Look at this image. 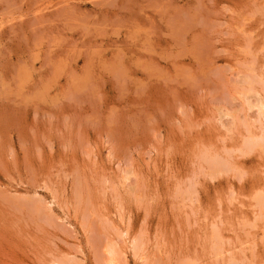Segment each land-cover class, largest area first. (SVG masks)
Wrapping results in <instances>:
<instances>
[{
	"label": "rangeland",
	"instance_id": "obj_1",
	"mask_svg": "<svg viewBox=\"0 0 264 264\" xmlns=\"http://www.w3.org/2000/svg\"><path fill=\"white\" fill-rule=\"evenodd\" d=\"M260 80L264 0H0V264H264Z\"/></svg>",
	"mask_w": 264,
	"mask_h": 264
},
{
	"label": "bare ground",
	"instance_id": "obj_2",
	"mask_svg": "<svg viewBox=\"0 0 264 264\" xmlns=\"http://www.w3.org/2000/svg\"><path fill=\"white\" fill-rule=\"evenodd\" d=\"M250 76H251V75H250ZM260 81H261V80H260ZM261 82H264V80L261 81ZM245 83H246V82H245ZM247 83H248V82H247ZM249 83H250V82H249ZM263 85H264V83H263ZM249 90H250V89H249ZM260 90H261V89H260ZM255 92H256V91H255ZM261 97H262V96H261ZM261 99H264V98H261ZM251 102H252V101H251ZM256 102H257V101H256ZM247 105H248V104H247ZM257 109H258V107H257ZM259 110H261L262 112H264V101H262V100L259 101V109H258V111H259ZM257 113H258V112H257ZM259 114H261V112H259ZM248 117H249V116H248ZM261 117H262V116H261ZM251 118H252V117H251ZM261 121H262V120H261ZM244 124H245V123H244ZM263 125H264V124H263ZM243 126H244V125H243ZM262 130H263V129H262ZM263 132H264V130H263ZM260 135H261V134H260ZM252 136H253V135H252ZM257 136H258V135H257ZM244 143H245V147H246L247 149H249V150H250V148H252L253 146H256V145H260V146H263V147H264V134H263V136H261V137H259V138H253V137H250V139H249V136H248L247 140H245ZM252 149H253V148H252ZM241 150H243V149L241 148ZM236 151H237V150H236ZM246 151H248V150H246ZM263 151H264V150H263ZM239 152H240V151H239ZM215 157H217V156H215ZM218 157H219V156H218ZM209 159H210V157H209ZM209 159L206 158V161L208 160L207 162L210 163ZM217 159H218V158H217ZM217 159L215 158V160H214V159L211 158V164H212V166H215L216 168L219 167V169H220L221 171H223V169H221L220 166H219V161H220V160L217 161ZM212 160H213V161H212ZM201 161H202V160H201ZM203 161H204V160H203ZM222 162H224V161H221V165H223ZM209 163H208V164H209ZM226 163H227V162H226ZM226 163L224 162V165H225ZM211 164H209V166H211ZM224 165H223V166H224ZM227 165H228V164H227ZM227 165H226V166H227ZM212 166H211V167H212ZM224 167H225V166H224ZM216 168H213V170H212V168L209 167V169H211L212 171H214V169H216ZM225 168H226V167H225ZM228 168H229V166H228ZM216 171H219L218 168H217ZM209 176H210V175H209ZM181 195H182V194H181ZM184 196H185V195H184ZM188 196H189V195H188ZM261 196L263 197V195H261ZM259 198H261V197H260V196L258 197V201H257V202H260V201H259ZM255 200H256V199H255ZM261 201H262V200H261ZM258 205H259V204H258ZM262 205H263V204H262ZM262 205H261V206H262ZM253 216H254V215H253ZM122 232H124V231H122ZM122 232H121V233H122ZM213 232H215V229H214ZM218 232H219V231H218ZM123 234H125V233H123ZM210 234H211V233H210ZM218 234H220V233H217V230H216L215 234H213L214 237H212V239L215 238V240H216V241L213 240L214 244H215L216 242L218 243V241L220 240L221 234H220V235H218ZM122 236H123V235H122ZM125 236H126V235H125ZM134 240H135V239H134ZM134 240H132V242H131V245H132L131 247H132L133 249H135V251H136V250H138V249H136L137 246H138V245H137L138 243H137V241L135 242ZM223 240H224V239H223ZM220 242H223V241H220ZM128 243H129V241H128ZM136 243H137V244H136ZM141 243H142V242H141ZM114 244H115V243H114ZM114 244L112 243V244H110V246L112 247V245H114ZM219 244H221V243H219ZM219 244H218V245H219ZM218 245H217V248H218V249H219V248L221 249L222 246L220 245V246H221V247H220V246H218ZM110 246H109V247H110ZM139 246H140V245H139ZM109 247H108V250H110V253L115 255V249L112 248V250H111V249H109ZM140 247H141V246H140ZM213 247H214V246H213ZM132 248H131V249H132ZM211 248H212V247H211ZM215 248H216V246H215L213 249H215ZM123 251H124V250H123ZM139 251H140V250H139ZM217 251L220 252L221 250H216V252H217ZM133 252H134V250H133ZM111 256H113V255H111ZM111 259H112V258H111ZM112 262H113V261H112ZM232 264H235V263L233 262Z\"/></svg>",
	"mask_w": 264,
	"mask_h": 264
}]
</instances>
